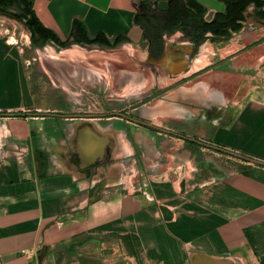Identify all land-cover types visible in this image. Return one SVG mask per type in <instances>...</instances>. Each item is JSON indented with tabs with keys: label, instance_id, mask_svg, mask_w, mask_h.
<instances>
[{
	"label": "crops",
	"instance_id": "1",
	"mask_svg": "<svg viewBox=\"0 0 264 264\" xmlns=\"http://www.w3.org/2000/svg\"><path fill=\"white\" fill-rule=\"evenodd\" d=\"M168 1L32 0L66 46L0 28V264H264V166L179 136L264 162L263 22L196 42ZM76 49L106 82L32 76Z\"/></svg>",
	"mask_w": 264,
	"mask_h": 264
},
{
	"label": "trees",
	"instance_id": "2",
	"mask_svg": "<svg viewBox=\"0 0 264 264\" xmlns=\"http://www.w3.org/2000/svg\"><path fill=\"white\" fill-rule=\"evenodd\" d=\"M226 5L223 13H216L214 18L205 22L201 19L203 7L196 0H169L164 4H160L159 8L164 13L162 21L164 28L168 31L175 29L179 24L183 28L190 27L192 38L199 42L204 39L207 31L215 35L229 36L230 31H238L242 27L241 21L245 19L244 12L250 4L255 7V16L262 20L264 25V0H222ZM147 3L142 2L138 5L141 11L146 10ZM192 9L194 13L191 12ZM0 11L10 12L15 18L26 22L27 28L31 33L33 44H36L35 35H39L44 40H51L60 46H66L67 41H61L49 29L45 28L35 17L32 9V0H0ZM143 19V18H141ZM139 19L138 14L135 16V22L141 24L143 20ZM150 19V18H149ZM156 20V18H155ZM142 21V22H141ZM76 22L73 23L71 35L74 36ZM89 42V41H88ZM107 45V40H102ZM101 42V43H102ZM246 235L250 238V232L246 231Z\"/></svg>",
	"mask_w": 264,
	"mask_h": 264
},
{
	"label": "rangeland",
	"instance_id": "3",
	"mask_svg": "<svg viewBox=\"0 0 264 264\" xmlns=\"http://www.w3.org/2000/svg\"><path fill=\"white\" fill-rule=\"evenodd\" d=\"M249 16V15H248ZM251 20V17H250ZM0 28H4V31L6 32L8 29L9 33H11V31H13V29H15V33L18 36H20V33L24 30L23 25H21L20 23H14L13 19L5 16L3 14H0ZM65 53V52H64ZM73 53V54H71ZM83 52L81 50H74L72 52H67V55L65 54L64 56L67 57V64L65 65V63H61L60 59H50L49 57H47L46 59L43 58H36L35 60L32 61V68L35 71L36 74H33L32 76H36L37 78H40V80H38L39 83L44 84V83H49L50 82V78L48 76L47 79L44 77V70L48 71L47 67H51V83H57L59 84L62 83L64 80H62L63 78H67L68 79V88L69 89H76L75 85L77 83V79L79 80H83L85 82V85H90L92 83V81H97V75L99 80L101 81V84L105 81H107L108 79V74H103V73H99V74H95L93 75L91 72H88L86 70V68H90L93 66H96V68H100V70L103 67H107L108 63L107 61H100V65L97 64V62L93 64V61L90 57L86 56L85 54H82ZM90 55H93L94 52H87ZM138 61V60H137ZM134 62V60H133ZM66 67V71H63V68ZM61 74H60V70ZM106 71V70H105ZM63 72V73H62ZM95 72H97V70L95 69ZM49 73V71H48ZM96 79V80H95ZM82 82V81H81ZM34 97L36 99H38V93L36 92Z\"/></svg>",
	"mask_w": 264,
	"mask_h": 264
},
{
	"label": "water",
	"instance_id": "4",
	"mask_svg": "<svg viewBox=\"0 0 264 264\" xmlns=\"http://www.w3.org/2000/svg\"><path fill=\"white\" fill-rule=\"evenodd\" d=\"M0 14H3V15H6V16H9L11 18H14V15L11 14L10 12H2L0 11ZM16 20H19V19H16ZM125 117L129 118L130 120L134 121V122H137V123H140V124H143L145 126H148V127H151V128H155L157 130H160V131H163V132H166V133H169V134H173V132L169 131V130H165L163 128H160V127H157L151 123H148V122H144L142 120H138L136 118H133V117H129V116H126L124 115ZM180 137L184 138V139H187V140H191L193 142H196V143H199V144H202L206 147H209V148H213V149H216L222 153H225L231 157H235L237 159H240V160H243V161H246V162H249V163H253V164H257V165H263L264 166V162L263 161H260V160H257V159H254V158H250V157H247L243 154H240V153H237V152H233V151H230V150H227L225 148H222V147H219V146H215V145H212V144H208V143H204V142H201V141H198V140H195V139H192V138H188V137H184V136H181L179 135Z\"/></svg>",
	"mask_w": 264,
	"mask_h": 264
}]
</instances>
